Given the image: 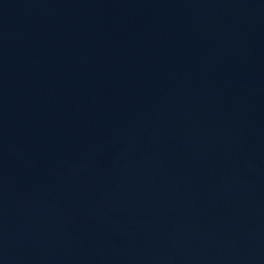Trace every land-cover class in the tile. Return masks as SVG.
<instances>
[{
  "label": "water",
  "instance_id": "95a60500",
  "mask_svg": "<svg viewBox=\"0 0 264 264\" xmlns=\"http://www.w3.org/2000/svg\"><path fill=\"white\" fill-rule=\"evenodd\" d=\"M0 264H264V0H0Z\"/></svg>",
  "mask_w": 264,
  "mask_h": 264
}]
</instances>
